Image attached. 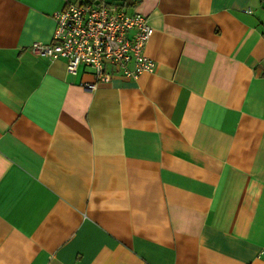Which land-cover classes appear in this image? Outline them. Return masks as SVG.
<instances>
[{
    "label": "crops",
    "instance_id": "obj_1",
    "mask_svg": "<svg viewBox=\"0 0 264 264\" xmlns=\"http://www.w3.org/2000/svg\"><path fill=\"white\" fill-rule=\"evenodd\" d=\"M153 72L40 56L63 0H0V264H264V0H104Z\"/></svg>",
    "mask_w": 264,
    "mask_h": 264
},
{
    "label": "built area",
    "instance_id": "obj_2",
    "mask_svg": "<svg viewBox=\"0 0 264 264\" xmlns=\"http://www.w3.org/2000/svg\"><path fill=\"white\" fill-rule=\"evenodd\" d=\"M53 17L50 41H35L31 50L63 59L71 73L80 66L89 67L93 80L83 83L85 89L110 81L114 73L137 78L153 72L155 61L144 52L153 27L144 14L128 13L104 0H63Z\"/></svg>",
    "mask_w": 264,
    "mask_h": 264
}]
</instances>
